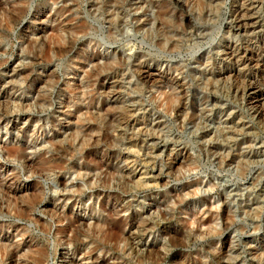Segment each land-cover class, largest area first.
I'll return each instance as SVG.
<instances>
[{
  "label": "rangeland",
  "instance_id": "374dc122",
  "mask_svg": "<svg viewBox=\"0 0 264 264\" xmlns=\"http://www.w3.org/2000/svg\"><path fill=\"white\" fill-rule=\"evenodd\" d=\"M263 58L264 0H0V264H264Z\"/></svg>",
  "mask_w": 264,
  "mask_h": 264
},
{
  "label": "bare ground",
  "instance_id": "6f19581e",
  "mask_svg": "<svg viewBox=\"0 0 264 264\" xmlns=\"http://www.w3.org/2000/svg\"><path fill=\"white\" fill-rule=\"evenodd\" d=\"M177 1V0H176ZM252 2H258L260 0H251ZM179 2V1H178ZM241 13V12H240ZM240 15V14H238ZM237 15V16H238ZM250 17V16H249ZM253 18L247 19L244 15H240L239 17L236 18V20L234 21L235 23V27L237 28L238 31H249L251 29H255L256 28V23H254L252 21ZM254 20V19H253ZM239 32V33H241ZM238 33V32H237ZM250 33V32H249ZM246 34V33H245ZM226 52V51H225ZM230 55V59H234L235 58V54L234 53H230L228 54ZM228 58V57H227ZM264 59V58H263ZM236 62V61H235ZM252 62V61H251ZM262 64L264 65V60L262 62ZM232 66V65H231ZM231 74V73H230ZM236 75V74H235ZM262 75V74H261ZM236 78V77H235ZM156 79V78H155ZM148 80V79H147ZM243 94L247 97L248 101L251 102V104L254 105V108L256 110L257 114H261L262 110H261V106H262V101L264 100V91L259 88L257 85H255L254 83H250L248 86H246L243 89ZM44 252V251H43Z\"/></svg>",
  "mask_w": 264,
  "mask_h": 264
}]
</instances>
